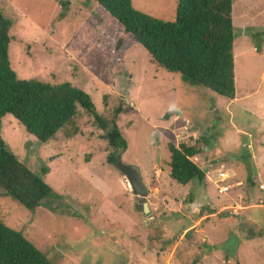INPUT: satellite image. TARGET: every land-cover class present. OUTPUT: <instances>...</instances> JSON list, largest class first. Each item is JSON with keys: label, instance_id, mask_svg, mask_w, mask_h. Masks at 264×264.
Returning <instances> with one entry per match:
<instances>
[{"label": "rangeland", "instance_id": "1", "mask_svg": "<svg viewBox=\"0 0 264 264\" xmlns=\"http://www.w3.org/2000/svg\"><path fill=\"white\" fill-rule=\"evenodd\" d=\"M62 1L0 0V11L11 21L10 67L20 80L67 82L81 89L105 120L121 105L119 119L126 115L128 121H116L127 145L120 161L138 169L151 214L142 215L123 176L114 165L105 164L111 149L99 139L101 132L92 119L77 107L74 125L42 144L10 115L0 118V138L7 149L35 174L44 169L42 179L52 191L32 212L0 198V221L52 264H264V236L246 240L247 229L264 234V0H232L234 101L188 87L174 74L154 72L137 45L121 55L120 63L105 51L111 48L106 38L90 47L94 25L87 20L90 7L101 13L100 9L90 0H65L71 17L84 16L81 31L76 29L78 22L63 20L58 7ZM174 1L131 0V4L139 12L171 20ZM59 13L62 17L55 26L53 18ZM207 124L212 130L207 132L209 140L223 138L224 147L236 150L232 153L238 154L241 145L248 148L250 160H244L249 167L227 162V155L222 160L224 153H217L215 143L209 141L207 150L199 141L202 152L208 151L207 159L197 163L203 182L179 187L163 167L168 160L163 145H192L199 139L197 130L204 131ZM72 128L77 130L73 135ZM219 132L223 134L214 135ZM87 154L95 157L88 160ZM220 168L227 175L221 186ZM216 185L228 188L219 194ZM130 234L141 245L134 243L136 253L127 257L123 251ZM150 235L159 236L156 256V248L144 245ZM137 248L148 261L142 260Z\"/></svg>", "mask_w": 264, "mask_h": 264}, {"label": "trees", "instance_id": "2", "mask_svg": "<svg viewBox=\"0 0 264 264\" xmlns=\"http://www.w3.org/2000/svg\"><path fill=\"white\" fill-rule=\"evenodd\" d=\"M90 2L101 11L100 13L94 7H90L87 20L94 24L90 27L92 32L90 47L94 44L99 45L106 38V45L111 48L108 50L105 48V51L112 56L116 55L120 63L121 55L128 48L137 45L143 50L154 72L165 71L174 74L188 87L203 88L227 101L234 99L232 0H175L171 20L158 19L137 11L132 7L131 0ZM61 3L63 6L59 4L58 7L64 12L63 20L78 22L76 29L82 31L85 28L84 16L79 19L71 17L65 0ZM93 12L94 17L91 15ZM58 16L62 17V14L54 16L55 26ZM10 26L11 21L0 11V118L10 115L27 135H31L42 144L55 138L58 131L73 126L76 109L79 107L92 119L98 133L101 132L99 139L106 142L111 149L105 158V164L113 167L115 155L121 156L127 148L123 134L116 125V121L122 119L128 121L126 115L119 119L121 105L118 104L113 110L110 120H105L96 113L90 97L67 82L51 85L35 80L18 79L8 59ZM76 29L74 32L80 33ZM112 30V34L108 35ZM80 35L84 37L85 34ZM87 36L89 37L88 34ZM53 38L56 39L55 33ZM70 49L75 48L71 46ZM254 52L258 54L259 49L256 48ZM162 117L167 120V116ZM209 130H211L209 124L204 131L197 130L200 133L199 139L192 145L185 143H178L176 146L172 143L163 145L168 152V160L164 162L163 167L167 169V176L175 185L184 187L192 181L203 182V170L197 163L204 158L207 159L208 151L202 152L198 145L200 142H203L207 150L210 148L209 141L215 143L217 153H224L222 160L227 155L229 163L239 164L250 160L248 148L244 149L241 145L238 154L232 153L231 151L236 150L224 147L223 138L209 140L207 133ZM76 132L77 130L72 128L71 134ZM221 134L223 133L219 132L214 135ZM87 155L88 158L93 156ZM197 155L198 160L193 161L192 158ZM210 163L207 165L212 169L214 166ZM45 173L44 169L40 170V174L32 172L7 149L0 138V198H8L28 212L34 211L52 192L42 179ZM225 181L218 184L221 186ZM247 181L250 182V179L247 178ZM247 221L250 219L247 218ZM262 236L264 234L246 230L248 241ZM135 238L130 234L128 238L130 241L123 251L124 256L136 253L132 245L134 248L141 245ZM158 239V235H150L144 245L154 247L159 252L161 247L154 246L157 245ZM203 253L202 251L197 254L193 263L198 261ZM0 264L52 263L19 232L8 228L0 221Z\"/></svg>", "mask_w": 264, "mask_h": 264}, {"label": "water", "instance_id": "3", "mask_svg": "<svg viewBox=\"0 0 264 264\" xmlns=\"http://www.w3.org/2000/svg\"><path fill=\"white\" fill-rule=\"evenodd\" d=\"M114 167L123 176L131 195L136 198V203L140 207L142 215L147 216L149 214L145 198L147 191L138 169L133 165L123 164L120 161V154L115 155Z\"/></svg>", "mask_w": 264, "mask_h": 264}, {"label": "crops", "instance_id": "4", "mask_svg": "<svg viewBox=\"0 0 264 264\" xmlns=\"http://www.w3.org/2000/svg\"><path fill=\"white\" fill-rule=\"evenodd\" d=\"M233 101H234V99H233ZM175 113L176 114H178V112L177 111H175ZM177 117V116H176ZM176 117H173L172 119L174 120V118H176ZM92 139H94V138H92ZM71 140V139H70ZM91 143H94V140H93V142H91ZM93 145V144H92ZM88 146H91V145H88ZM87 146V147H88ZM101 156V155H100ZM95 156L93 155L92 157H90L88 160H91V159H93ZM250 163H251V161H250ZM254 169H256V167H254ZM259 174V171L257 170V173H256V175H258ZM258 178V177H257ZM163 198V200L164 201H166L167 200V198H165V196H163L162 197ZM153 205V204H152ZM167 209L169 208V206H167L166 207ZM150 209V208H149ZM148 212H149V214L147 215V217L151 214V212L148 210ZM125 225V223L123 222L122 223V226H124ZM137 250H139L138 248H137ZM153 250H155V249H153ZM140 252H139V255L142 257V260L144 259L145 260V262L146 261H148V259L146 258V255L143 253V251L140 249L139 250ZM153 253H154V251H153ZM155 254V256L156 255H158L159 254V252H156V253H154ZM150 263V262H149Z\"/></svg>", "mask_w": 264, "mask_h": 264}, {"label": "built area", "instance_id": "5", "mask_svg": "<svg viewBox=\"0 0 264 264\" xmlns=\"http://www.w3.org/2000/svg\"><path fill=\"white\" fill-rule=\"evenodd\" d=\"M221 170H222V168H220V169L217 171V182H218V183L221 182V181H223V180H225L224 178L227 177L226 172L221 171ZM216 187H217V190H218V193H219V194H222V193L226 192V190H227V188H228V187H226V186L219 187V186H217V185H216Z\"/></svg>", "mask_w": 264, "mask_h": 264}, {"label": "clouds", "instance_id": "6", "mask_svg": "<svg viewBox=\"0 0 264 264\" xmlns=\"http://www.w3.org/2000/svg\"><path fill=\"white\" fill-rule=\"evenodd\" d=\"M126 186H127V184H126ZM127 189H128V186H127ZM130 192V191H129ZM131 193V192H130ZM135 198V197H134Z\"/></svg>", "mask_w": 264, "mask_h": 264}, {"label": "flooded vegetation", "instance_id": "7", "mask_svg": "<svg viewBox=\"0 0 264 264\" xmlns=\"http://www.w3.org/2000/svg\"><path fill=\"white\" fill-rule=\"evenodd\" d=\"M136 201V200H135Z\"/></svg>", "mask_w": 264, "mask_h": 264}]
</instances>
